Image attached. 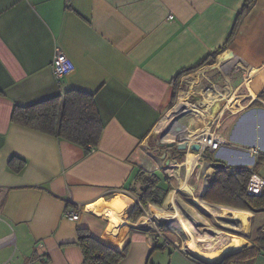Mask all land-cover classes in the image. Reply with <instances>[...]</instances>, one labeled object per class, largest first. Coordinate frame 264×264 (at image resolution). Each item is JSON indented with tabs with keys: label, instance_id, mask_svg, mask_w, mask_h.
<instances>
[{
	"label": "crops",
	"instance_id": "obj_1",
	"mask_svg": "<svg viewBox=\"0 0 264 264\" xmlns=\"http://www.w3.org/2000/svg\"><path fill=\"white\" fill-rule=\"evenodd\" d=\"M244 3L0 0V264H84L77 244L81 230L114 250L127 248L128 255L120 264H202L175 247L173 236H168L169 245L159 249L155 245L164 242L161 232L135 228L146 222L159 224L170 214L150 205L147 218L133 222L130 217L140 198L132 190L138 188L139 168L158 173L165 162L158 153L161 142L152 143L172 117L174 78L226 43ZM258 3L263 7L254 13ZM262 13L264 0H256L229 49L218 56L215 65L182 78L178 93V97L183 94L180 101L189 105H182L181 112L193 107L185 92L191 98L198 95L206 104L182 128L188 135L195 127L191 134L203 130L206 138L214 133L223 139L225 144L209 153L232 168H251L257 159L252 150L264 154ZM57 48L75 66L61 81L53 73ZM230 50L234 58L225 60ZM69 90L93 95L104 123L100 143L90 154L11 121L16 105H32ZM215 107L216 117L206 124ZM192 136L188 139L195 141ZM177 139L169 134L164 143ZM13 157L26 161L20 174L8 166ZM190 157L196 161L191 171ZM170 164V171L178 172L174 177L180 179L176 180L181 182L179 189L193 196L201 188L202 198L214 162L188 152L182 161ZM198 173L203 174V182ZM194 175L198 177L190 185ZM172 195L178 196L176 191ZM172 195L164 206L174 211L172 219L176 220L182 211L179 205L170 204ZM194 202L211 215L241 225L239 232L245 235L226 236L227 247L209 264L251 247L250 230L264 225V214L221 205L216 212L204 206V199ZM68 211L78 213V220L68 218ZM159 211L166 216L161 222L153 220ZM179 223L192 236L185 219ZM201 238L206 239H194L198 243ZM235 254L221 264H237ZM254 264H264V256Z\"/></svg>",
	"mask_w": 264,
	"mask_h": 264
},
{
	"label": "trees",
	"instance_id": "obj_2",
	"mask_svg": "<svg viewBox=\"0 0 264 264\" xmlns=\"http://www.w3.org/2000/svg\"><path fill=\"white\" fill-rule=\"evenodd\" d=\"M255 3L256 0H245L235 26L222 47L208 54L198 64L185 68L176 75L173 80L174 96L170 103L171 108L176 104L182 78L198 72L203 67L216 64L218 56L225 53L233 44L242 21L250 13ZM263 97L262 94V99ZM255 104L258 102L253 105ZM11 121L21 127L79 146L84 149L86 154H90L98 147L104 130V123L95 97L76 90H69L63 95L48 98L32 105H16ZM205 156L215 164V170L208 178V187L203 196L205 201L255 215L264 214V194L255 196L250 195L247 191L252 175H258L259 168L264 167V154L258 153L256 163L251 168H232L226 163L214 159L209 151L205 153ZM8 166L14 173L20 174L26 167V161L13 157ZM135 181L138 188L133 189L132 192L139 196L140 202L130 217L133 222L142 218L150 205L162 208L172 191L171 178L155 171L139 168ZM161 233L164 242L162 245L156 243L155 247L164 249L171 243L168 236L175 237V235L168 231ZM250 242L251 247L234 255L235 263L254 264L257 257L264 256V225L254 231ZM77 244L82 251L84 264H120L128 255L127 248L122 251L114 250L97 241L84 230L79 231ZM172 244L174 245V243Z\"/></svg>",
	"mask_w": 264,
	"mask_h": 264
},
{
	"label": "rangeland",
	"instance_id": "obj_3",
	"mask_svg": "<svg viewBox=\"0 0 264 264\" xmlns=\"http://www.w3.org/2000/svg\"><path fill=\"white\" fill-rule=\"evenodd\" d=\"M263 16H264V13H262L259 17L264 18ZM260 18H258V20ZM261 34L264 36V31ZM263 39H264V37H263ZM238 41L242 42L240 40V38ZM252 42H253V45H255V42L254 41H252ZM248 57H252V55H250ZM201 88H202V86H201ZM205 89L207 90V88H205ZM200 90L201 89L199 87L197 89V91H200ZM186 93L187 92H185L184 95H187L188 100L192 103V105L196 106L197 105L196 101H197V99H199L198 95H193L194 97L192 96V98H191ZM181 97H183V94L177 98L175 106L178 105ZM181 103H182V105H188L187 103H183V102H181ZM215 104H212V106H214ZM196 108L202 109V110L205 109L204 107H201V108L196 107ZM195 115H196V113H194L191 110L190 112L185 113V114L181 115L180 117H175V118L170 119L169 124L167 125L168 126L167 130L170 131L169 133H172V130L176 126H179V127L180 126H189V121L194 119L196 117ZM194 128L195 127L190 128L189 132L191 133L194 130ZM165 133H166V131L163 130L156 137V140L154 141V143H152L153 146H154L155 142H157V141L161 142V143L166 142L167 136H164ZM162 136L164 137L163 139H162ZM160 155H163V152H161ZM203 158H204V156H203ZM165 162H163L160 165V167H158V168H160V170L158 171V169H157V171L159 174H163V175H166L167 177L171 178L172 191L170 192V194L172 195L173 191L175 192L180 188L181 182H179V184H178L177 181H179L180 179L177 180V179H175L176 177H174V176H177L178 172L174 171V173H173V171L171 172L168 168L166 169ZM226 162L229 164L228 161H226ZM254 165L252 164L251 167H253ZM205 169H206V167H205ZM152 171H155V170L153 169ZM182 173H183V171H182ZM258 175L261 176L262 178H264V167L259 168ZM198 176L201 179V182H203L204 181L203 174L198 173ZM198 176L194 175L192 177L190 185L194 184L195 178H197ZM177 194H178V196L176 195L177 205H179L178 207L182 211V217H184L186 224L188 226V229L191 231L193 237L196 238V240H199V237H206L205 240L200 239L201 242L200 241L198 242V246L200 249L207 251L208 250L206 248L207 244H212L216 249H218V246L220 247L223 242H224L223 244L225 246L226 244L229 243L228 240L227 241L225 240L226 236H228V235L241 236V237L245 238L244 237L245 235H243L241 232H239L241 229V225H238V224L233 225L231 222H228V221L220 218L219 214H216V215L212 214L211 215V214L205 212L204 210H202L201 207L196 206L195 203H193L194 199H197L199 202L203 203V201H201V199H200L201 198V196H200L201 195V188H199L198 191L194 192L193 196L189 195L188 193H186L184 191L178 192ZM203 204L205 207L213 209V211L215 210L216 212H220L219 209L217 208V207H219L218 205H210V204H207V202H206V204H205V202ZM167 207L165 205L164 207H162L163 209L162 208L161 209L166 211L168 214H170V216H167V219L163 222V224L161 226H159L157 224L149 225L152 227L150 230L155 231V232H158V231L159 232H162V231L163 232L164 231L171 232L173 235H175V237L173 236L174 237V240H173L174 246H175V244H178L182 248V247L187 245L188 241L190 240L191 235L188 234V232L186 231V228L183 227L179 222H177V220L172 219L174 216V211L171 208L169 209V211H167L166 210ZM149 209L150 208H148L146 210L145 215L143 217L147 218V211H149ZM158 210H160V208H158ZM262 216H264V215H262ZM189 219L191 222L189 221ZM255 230H256L255 228H253L252 231L250 230L249 235H248V236H250V239L252 238ZM180 247H179V249H180ZM226 247H227V245H226Z\"/></svg>",
	"mask_w": 264,
	"mask_h": 264
},
{
	"label": "water",
	"instance_id": "obj_4",
	"mask_svg": "<svg viewBox=\"0 0 264 264\" xmlns=\"http://www.w3.org/2000/svg\"><path fill=\"white\" fill-rule=\"evenodd\" d=\"M234 58V53L230 50L229 51V54H228V57L225 59V60H230V59H233ZM190 102V101H189ZM191 103V102H190ZM192 104V103H191ZM196 106L195 105H193L195 108L196 107H199V108H201V107H206V104H205V102L204 101H202L201 99H197V101H196ZM177 106V105H176ZM175 106V107H176ZM174 107V108H175ZM217 108L215 107V111H214V113H213V116L211 117V118H207V120H206V124H211V122H212V120L216 117V115H217V110H216ZM191 110H186V111H184V112H182V113H180V114H178V113H174L173 112V114H172V117H171V119L172 118H175V117H180L181 115H183V114H185V113H188V112H190ZM168 127V126H167ZM165 128L164 130L166 131V133H165V135L164 136H167L168 134H170L169 132L170 131H168L167 129L168 128ZM174 131L175 132H177V133H179V134H181L182 132H183V129H182V126L181 127H179V126H176L173 130H172V133H174ZM161 133V132H160ZM202 134H203V130L201 131V132H198L197 134H191L190 132H189V135H195V141H190L189 139H182V140H180V139H177V140H174V141H172V142H167V143H161L160 145H159V148H158V153H160L161 154V152H163V155H162V157H163V159L166 161L165 162V165H166V169L168 168L169 170L170 169H172V166H171V162L172 161H174V162H178V161H182L184 158H186V156H187V154H188V152H191V153H194V154H198V155H200V158L202 157L203 158V156H205V153L207 152V151H209V152H211V153H214V151H212L211 149H210V147L209 146H203L202 145V143H201V141L200 140H198V139H200L199 137L201 136V137H203L202 136ZM164 137L162 136V139H163ZM181 167V166H180ZM179 167V165H177V167L176 168H180ZM180 174V173H179ZM178 192H182L180 189H178L177 191H176V193H178ZM201 201H203V197L201 198ZM193 203H195V205L196 206H199L196 202H194L193 201ZM200 207V206H199ZM135 209V208H134ZM202 209V208H201ZM203 210V209H202ZM164 222V221H163ZM163 222H161V223H159V224H157V225H159V226H161L162 224H163ZM135 228H142V229H144V230H150L152 227L151 226H143V225H140V226H135ZM238 251H240V250H238ZM238 251H235V252H231V253H228L226 256H224L219 262H216V263H214V264H221L227 257H229L230 255H233V254H235L236 252H238ZM183 253L184 254H186L190 259H193V260H195V261H197V262H199V263H202V264H209V263H206V262H204V261H202V260H200V259H198L197 257H195V256H193V255H191V253L190 252H188L187 251V249H185V251H183Z\"/></svg>",
	"mask_w": 264,
	"mask_h": 264
},
{
	"label": "built area",
	"instance_id": "obj_5",
	"mask_svg": "<svg viewBox=\"0 0 264 264\" xmlns=\"http://www.w3.org/2000/svg\"><path fill=\"white\" fill-rule=\"evenodd\" d=\"M75 69L74 63L65 55L59 48L56 49L55 57L53 61V73L57 81H61L63 78L70 75ZM216 135V134H215ZM225 141L214 136L211 133L206 140V146H209L212 151H217ZM254 155H258L257 150H252ZM197 167V166H196ZM247 191L250 195L260 196L264 194V178L257 174H253L247 187ZM66 216L74 221H77L79 214L76 212H66ZM143 226H148L149 224L142 223ZM175 247L179 249V245L175 244ZM207 249H209L206 246ZM186 246L180 247L181 251H185Z\"/></svg>",
	"mask_w": 264,
	"mask_h": 264
},
{
	"label": "bare ground",
	"instance_id": "obj_6",
	"mask_svg": "<svg viewBox=\"0 0 264 264\" xmlns=\"http://www.w3.org/2000/svg\"><path fill=\"white\" fill-rule=\"evenodd\" d=\"M263 7V5H260V3H258V5H257V8H256V10L254 11V13L255 12H258L261 8ZM232 51L233 52H236V51H238V50H233L232 49ZM239 52V51H238ZM182 106V103H181V101H179V103H178V105L174 108V110L172 111V114H173V112L175 113H178V114H180V113H182L181 111H180V107ZM186 109V108H185ZM187 110H192L193 112H197V111H200V109H198V108H195L194 106L191 108V109H187ZM186 111V110H185ZM202 111V110H201ZM222 111V110H221ZM172 114H171V116H172ZM206 127H209V126H207V125H205ZM181 127V126H180ZM183 129V128H182ZM207 132V131H206ZM205 132V133H206ZM171 135H173V136H175V137H177L178 139H180V140H182V139H188V134L185 132V130L183 129V132L181 133V134H179V133H177V132H175L174 131V133H170ZM169 135V134H168ZM167 135V136H168ZM202 136L203 137H199L200 139V141L203 143V140H205V139H207L205 136L206 135H204V134H202ZM191 140H195V136H192L191 137ZM172 142V141H171ZM196 165V161H195V159H192V157H190V160H189V164H188V166H189V170L191 171L193 168H194V166ZM184 188H186V185H184ZM170 204L172 205V206H175V207H177V204H176V197H175V195H172L171 196V200H170ZM166 216L162 213V212H158V216H155V218L156 219H153L154 221H157V222H161L164 218H165ZM182 216H181V214L178 212V215L176 216V220L178 221V222H183L184 221V219L183 218H181ZM237 218V217H236ZM165 220V219H164ZM238 220V219H237ZM153 223V222H152ZM232 224L233 225H236V223L235 222H232ZM202 239V238H201ZM220 239V238H219ZM197 241H195V239H194V237H193V235L192 236H190V241H189V243H188V251L191 253V255H193V256H195V257H197L198 259H201V260H203V261H205V262H207V263H212L213 261H215L214 259H216L217 257H218V254H219V252H220V250L222 249V246H224V242L222 243V245L219 247L218 246V249H216L212 244H210V247L212 246V247H214L213 249H210L209 251L207 250V251H204V250H202V249H200L199 248V246H198V243H196ZM208 247V246H207ZM209 247V248H210ZM226 256V255H225Z\"/></svg>",
	"mask_w": 264,
	"mask_h": 264
}]
</instances>
